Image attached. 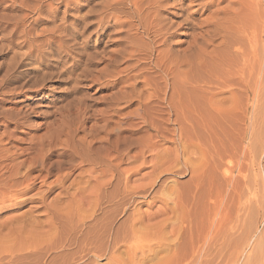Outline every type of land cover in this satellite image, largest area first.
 Returning <instances> with one entry per match:
<instances>
[{"label": "bare ground", "instance_id": "6f19581e", "mask_svg": "<svg viewBox=\"0 0 264 264\" xmlns=\"http://www.w3.org/2000/svg\"><path fill=\"white\" fill-rule=\"evenodd\" d=\"M105 1L102 12L97 11L96 30L111 19L115 28L124 29L123 39L128 47L121 56L130 63L123 70L133 72L122 78L128 90L120 89L109 95L110 101L98 117L84 116V108L79 103L58 107L52 114H46L49 113L46 110L37 114V109L59 98L52 94L50 99L49 95L45 96L47 93L42 87L46 77L38 81L34 76L33 61L46 62L48 57L43 51L51 44L49 30L42 32L45 34L40 41L37 34L23 38L20 44L26 45L25 52L14 56L16 60L6 66L4 72L0 69V212L14 210L26 201L39 202L38 207L45 211L42 231L34 229L33 220V224L22 223L25 216L21 214L1 220L0 248L11 246L8 242L20 235L36 243H57L61 252H71L77 264H91L90 260L101 255L105 256L104 264H232L253 232L251 212H247L237 177L234 179L229 172L220 170L227 151L225 156L223 150L211 154L209 144L194 134H198L196 129L204 128L206 134L199 133L210 135L207 133L211 131L207 126L211 119L208 113L215 112L222 119L223 114L227 116L222 105L228 103L232 104V110L239 109L240 99H230L234 95L232 90L251 93V105L259 103V94L264 92V56L261 59L264 55V0ZM50 4L48 0H36L31 5L30 11L37 14L35 21L43 14L48 23L52 16ZM88 11L86 17H89ZM164 12L180 20L164 18ZM121 16H129V19L121 20ZM104 17L109 19L104 21ZM17 23L13 25L15 30ZM174 25L191 30L199 28L200 32L189 33L185 48L174 50L171 43ZM209 46L212 47L208 49ZM219 46L223 47V56L216 55ZM225 57L235 61L233 67L226 69L224 76L214 75L212 65H223ZM225 93L232 95L220 96ZM132 97L136 102L135 110L119 114L115 103L130 102ZM43 98L49 99L48 104H43ZM196 103L200 106L198 109ZM117 113L121 118L115 119ZM36 115L46 117L45 121L35 123ZM51 116L53 118L48 120ZM96 117L101 124L86 126ZM132 119H138L144 127L140 136H131L135 127L139 128ZM194 121L199 124L197 128ZM211 122L215 123L212 119ZM39 130L44 132L38 135ZM161 140L172 143L173 147L159 149ZM132 149L136 151L131 154ZM177 151L172 156V152ZM146 153L151 154L150 159ZM191 155H198L197 159L193 161ZM164 161L173 166L164 167ZM149 163L150 172L132 179L134 173ZM35 172L38 174L33 175ZM168 173L189 174L186 194L176 189L174 192L172 186L167 185V193L174 195V200L172 196L168 199L172 204L164 200L167 205L162 212L145 218L141 215L132 218L137 212L133 208L126 219L128 228L121 236L110 232L107 222L103 223V230L96 229L98 218L95 215L104 207L117 203L124 210L125 205L132 203L138 208L143 202H154L158 198L157 191L152 194L150 191L154 177ZM50 175L55 178L45 184ZM214 178L216 184L211 181ZM36 179H40L44 189L37 187ZM34 189L38 192L27 196ZM56 190L47 201V196ZM24 195L25 198H21ZM137 196L141 200L136 202L134 197ZM200 197L205 200L198 203ZM159 215L161 218L154 221ZM88 221L93 222L87 225ZM137 224H140L139 229L134 228ZM85 227L91 231L85 232ZM262 236L254 246V254L243 264H264ZM231 237L234 244L230 250ZM27 251L31 253L32 248Z\"/></svg>", "mask_w": 264, "mask_h": 264}, {"label": "rangeland", "instance_id": "374dc122", "mask_svg": "<svg viewBox=\"0 0 264 264\" xmlns=\"http://www.w3.org/2000/svg\"><path fill=\"white\" fill-rule=\"evenodd\" d=\"M35 1L36 0H0V69L3 70L1 71V73L6 70V66H8L9 64H13L12 62L16 60L15 57L22 54V52H25L26 45L24 46L20 44L23 41V38L27 36L34 37L35 34H37V39L40 41L42 40V35L45 34L42 32L44 30H49V36L51 35V44L47 47V49H45V51H43L48 54V57L46 58V62L44 60H42V62L33 61V67H35L34 72H36L34 76L38 79V81L43 79V77L47 78H45L42 87L44 88L43 91L47 93V95L45 96L49 95L50 97L48 96V98L50 99L52 94L55 95V97L59 98L56 101L54 100L50 104L51 106L49 105L50 107L47 106L44 107L45 109L43 107L42 109H37L39 110L37 114H40L39 112L45 110L46 112H49L46 114H52V112L54 113L55 111H57L56 108L59 109L58 107L62 108L68 104H70V107L79 103L82 104V107L84 108V116L94 115L98 117L99 112L105 109L108 105L110 101L109 97L111 96V94L119 91L120 89L128 90V88H126L128 84L126 83V85L125 83H123L124 80H122V78L125 79L133 71L128 70L126 72L123 70L124 67L130 63V60H128L127 58L124 59L121 56L123 55L122 52L124 50H127L126 48L128 47V44L126 45V42L124 41L125 39H123L125 37L123 33L124 29H119V27L115 28L116 24H114V19H111L109 23L104 24L105 28L101 27L97 28L96 30L97 21L95 20L98 19H96V17H98L97 15L99 14L97 11L98 9H100L101 11L99 10V12H102V7L105 6V4L103 5L102 3L106 2L105 0H48V2L51 3L49 5V8H51L49 9V12L50 15H52L49 16L50 19L48 20V23H45L43 14L39 15L37 21L34 20L35 16L37 17V14L34 13V11H30V7ZM44 9L45 8L42 5L41 11H43ZM87 10H89V17L85 16ZM167 11H170V9L167 8ZM206 14L207 13L203 14L201 18L205 17L204 15ZM163 16L164 18L168 17L167 19L171 21L173 19L174 22L175 20H180L178 17H172L166 12L163 13ZM128 17L121 16V20H125L126 18L129 19ZM103 19L104 21H107L109 18L106 19V17H104ZM17 21L19 23H17ZM84 22H86V24H84ZM15 23L19 24L18 28H16L17 30H15L13 26ZM175 25L173 26L175 29V33L171 38L172 48L174 50H180L183 49V47L185 48V42L190 40V34L192 32H200L199 28L192 29V31L191 29H187L182 26H178L175 28ZM203 29L204 28H201V30ZM28 31L31 33H35L30 35L31 33H27ZM59 43L62 45H66L63 48L62 45L60 47ZM214 43L217 44V40ZM214 43L212 45L216 46V44ZM211 47L212 46H209L208 49H210ZM57 48L60 49L57 50ZM219 48H216V55L222 54L223 56V47H221L220 49ZM62 49L64 51H62ZM263 56L264 55H261V59ZM226 59H224L226 60V62L224 61L223 65L221 66H210L211 70H214L215 72L213 73L214 75L224 76L225 70L228 68L231 69L233 67L235 61L228 58ZM48 64L50 66H48ZM216 72L218 74H216ZM124 84L126 85L125 88L123 86ZM121 86H123V88H121ZM231 92L234 95H232L231 93H225L220 96L228 97L229 95H232L230 96V99H232L233 97L238 100L240 99V105H238L239 109L236 108L232 110V104L228 103H226V105H222V108L226 111L225 114L227 115L224 116L223 114L222 119H220L218 117V114H216L215 112L208 113L209 118H211L213 122H215L214 125L211 122V119H208L209 123L207 126L211 131H208L207 133L210 135L205 136L206 131L203 128L204 125L202 126L203 129H196V132H198V134L194 135H198L197 137L205 142L206 145L209 144V151L213 155H215V152L219 154L223 150L222 153L225 156V153L227 151V156H225L220 170L229 172V174L234 179L237 177L236 181L238 180V185L237 183L236 185L240 187V192H242L241 196L243 199H245L247 204L249 203L250 205L249 206L246 204V207L248 206V214L251 212L249 216L251 215L253 217H250L251 220H253L251 223L254 224L253 232H251L250 240L243 244L240 250L241 254L239 253L237 261L232 263L243 264L246 258L254 254V246L259 242L264 232V92H260L261 94L258 93V99L260 101L256 104V106L251 105V93H241L235 90H232ZM245 97L248 98L245 99ZM49 99L43 98V104H48ZM243 99L245 101H242ZM131 100L132 101L130 102H124L125 104L121 102L122 100L118 101L119 104L118 102H116L117 105L115 103V106H119V110L122 108V111L118 110L119 114H123L122 112L135 110V98L132 97ZM228 102L230 103V101ZM120 106H123L124 108ZM199 107L200 106H197L196 103L195 108L198 109ZM117 116H115V119L121 118L122 115H118L117 113ZM239 116H241V119H239ZM97 117L90 119L86 123V126H89L93 123H95L96 125L101 124V121L98 120ZM52 118L53 117L51 116L47 119L50 120ZM45 119L46 117L43 118L39 115H36L34 117V122L42 123L43 121H45ZM131 122L134 123V125L136 124V126L137 124L139 125V128L137 127V130L135 127V130H133L131 136H140L141 131L144 130V127H141L138 119H132ZM206 122L207 120L205 121V126L207 124ZM217 123H219L220 125L218 126ZM193 125L197 128L199 124L194 121ZM170 127L172 126L170 125ZM43 132L44 130H39L37 134L40 135ZM199 132H203L205 134L201 135ZM149 133H152V131L149 130ZM167 136L170 135L167 134ZM159 144V149L163 150L167 149L168 147H173L172 143H169L167 141L163 142V140H161ZM211 148L214 150L211 151ZM230 148H232V152ZM135 151L136 149H132L131 154ZM178 152L179 151L172 152V156L174 154H177ZM150 155V153L145 154V156H148V159L151 158ZM193 156V161H195L198 155ZM52 159L55 158L52 157ZM165 162L166 161H164V163ZM166 165L169 166L170 164L165 163L164 167ZM177 166L181 165L178 164ZM151 170L152 167L149 163L147 166L141 168L138 173H134L132 179H138L141 175L147 174ZM35 174L37 175L38 173L35 172L33 175ZM54 178V175H50L46 179L45 184H48ZM154 178V184L150 189L151 194L157 191L158 198L154 202H152L151 204L143 202L138 206V208L134 207V203H132L131 205H125L124 210H122L117 203L113 204L109 208L104 207L102 211H98L95 215V218H98V222L95 224L96 229L103 230L102 225L103 223L107 222L110 232H117L121 236L125 234L124 232L128 228V221H126V219L127 216L132 212L133 208L137 209V212L135 213V215H133L132 218H139L140 215L145 218L146 216L152 215L155 212H162L164 207H166L167 205L165 201H167L170 205L172 204V200L168 199L169 196H172L171 198L173 199L174 195H169L167 193V185L172 186L174 192L175 189L178 190L176 192H179L181 194H186L185 192H188L185 191L189 189V182H187L189 179L188 173H168L163 175L159 174ZM206 178L207 181L210 180V178ZM215 180V178L211 179L214 184H216ZM219 181L221 180L219 179ZM160 183L162 185H160ZM36 185L37 187L40 186V189H44V186H42L40 179H36ZM226 189H228V187H226ZM36 190L37 189H34V191L28 193L27 196L31 194L33 195L38 192ZM56 193L57 190L49 194L47 196V201H49ZM119 193L121 194V190H119ZM21 198H25V195ZM118 198L119 197H117L115 201ZM134 199L136 202L141 200L139 196L134 197ZM147 199H149V197ZM203 200H205V197H200L197 202L199 203ZM39 205L40 204L37 201H26L14 210H3L2 212H0V221L12 215L21 214L25 216V219L22 223H34L36 225L34 229L38 231L41 229L42 231L44 230L45 224V211L43 208L38 207ZM107 209L108 211L105 212L104 210ZM169 215H171V213H169ZM161 216L162 215L155 217L154 221L160 219ZM92 222L93 221H88L87 225L91 224ZM143 222L145 223L146 219H143ZM139 226L140 224H137L134 228L139 229ZM5 230L3 232H5ZM84 231L89 232L91 230L88 227H85ZM235 235H232V237H235ZM262 238H264V234ZM10 239L13 240L12 237ZM231 240L230 242L232 243L234 240L233 238ZM8 244L12 245H5L6 247L2 246L0 248V264L78 263L73 262L70 251L66 250L65 252H61V249L58 248V244L55 242L46 245L45 242L36 243L32 242L31 239L25 240L19 235L18 237H15L13 241L8 242ZM233 244L234 243L230 245V250ZM53 246L54 250L52 249ZM31 248L32 251L30 253V251L27 250H31ZM46 249H48V251H46ZM20 250L23 251L21 252ZM41 250L43 251L40 253ZM228 257L230 256H227V258ZM90 262L91 264H104L106 262V259L104 255H101L100 257L90 260Z\"/></svg>", "mask_w": 264, "mask_h": 264}]
</instances>
